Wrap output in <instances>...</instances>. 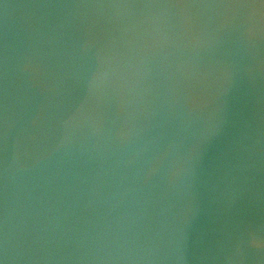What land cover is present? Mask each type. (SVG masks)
Returning a JSON list of instances; mask_svg holds the SVG:
<instances>
[{
    "label": "water",
    "instance_id": "water-1",
    "mask_svg": "<svg viewBox=\"0 0 264 264\" xmlns=\"http://www.w3.org/2000/svg\"><path fill=\"white\" fill-rule=\"evenodd\" d=\"M0 253L264 264L259 0H0Z\"/></svg>",
    "mask_w": 264,
    "mask_h": 264
},
{
    "label": "snow or ice",
    "instance_id": "snow-or-ice-1",
    "mask_svg": "<svg viewBox=\"0 0 264 264\" xmlns=\"http://www.w3.org/2000/svg\"><path fill=\"white\" fill-rule=\"evenodd\" d=\"M176 6H191V5H187V4H177ZM226 6L229 7H233V6H237V7H256L257 5L255 4H228ZM259 7L264 8V0H259ZM0 264H6V257L0 253Z\"/></svg>",
    "mask_w": 264,
    "mask_h": 264
}]
</instances>
